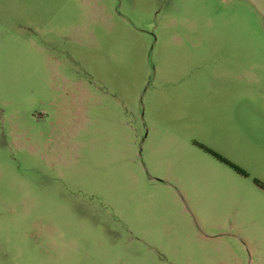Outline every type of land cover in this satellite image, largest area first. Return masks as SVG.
<instances>
[{
	"label": "rangeland",
	"instance_id": "374dc122",
	"mask_svg": "<svg viewBox=\"0 0 264 264\" xmlns=\"http://www.w3.org/2000/svg\"><path fill=\"white\" fill-rule=\"evenodd\" d=\"M255 182L264 0H0V264H264Z\"/></svg>",
	"mask_w": 264,
	"mask_h": 264
},
{
	"label": "trees",
	"instance_id": "16d2710c",
	"mask_svg": "<svg viewBox=\"0 0 264 264\" xmlns=\"http://www.w3.org/2000/svg\"><path fill=\"white\" fill-rule=\"evenodd\" d=\"M204 148V147H203ZM208 153H210L212 156H214L216 159H218L219 161L229 165L230 167H232L235 171L244 174L241 170H239L238 168H236L235 166H233L232 164H230L229 162H227V160H225L224 158H222L221 156L215 154L214 152H212L211 150L204 148ZM256 185L261 188L264 191V185L260 184L258 182H255Z\"/></svg>",
	"mask_w": 264,
	"mask_h": 264
}]
</instances>
